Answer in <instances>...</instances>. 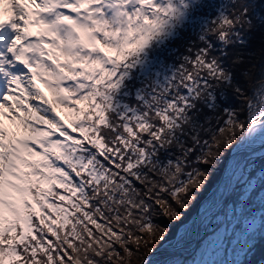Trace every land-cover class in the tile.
<instances>
[{"label": "snow or ice", "instance_id": "obj_1", "mask_svg": "<svg viewBox=\"0 0 264 264\" xmlns=\"http://www.w3.org/2000/svg\"><path fill=\"white\" fill-rule=\"evenodd\" d=\"M264 0H0V264H153L210 182L264 239ZM250 93V94H249ZM246 154V155H245ZM233 161L231 168L225 167ZM183 210V211H181ZM193 264L233 243L219 215ZM231 223V220L229 221Z\"/></svg>", "mask_w": 264, "mask_h": 264}, {"label": "water", "instance_id": "obj_2", "mask_svg": "<svg viewBox=\"0 0 264 264\" xmlns=\"http://www.w3.org/2000/svg\"><path fill=\"white\" fill-rule=\"evenodd\" d=\"M256 157H259V151L251 159ZM232 163L234 162L229 161L225 167L230 165L229 168H231ZM227 194L219 179L200 201L191 218L179 227L177 235L163 246L157 247L155 253L148 254L153 264H173L179 258L185 260L193 256L199 247L202 223L224 201Z\"/></svg>", "mask_w": 264, "mask_h": 264}, {"label": "trees", "instance_id": "obj_3", "mask_svg": "<svg viewBox=\"0 0 264 264\" xmlns=\"http://www.w3.org/2000/svg\"><path fill=\"white\" fill-rule=\"evenodd\" d=\"M257 9L260 11H264V5L258 4ZM244 51L248 54V59L251 64L256 65L257 72L255 75H259V68L262 62H264V35H262L260 32H257L249 47L244 49ZM250 94V93H249ZM249 164H253L252 168L250 170L254 169L256 171V174L259 170H264V160H261L259 157L254 158L252 160L248 161ZM219 181V173L217 174V179L210 182V186L207 188V191L202 194L201 196H198V203H194L191 207V210L187 213H184V220L182 222H176L167 218H159L158 223L161 225V227H170L171 228V234L168 240L174 238L177 235L179 227L186 223L191 216L195 213L198 204L200 201L205 197V195L208 193V191ZM230 194V193H228ZM227 194V195H228ZM183 211V210H181ZM160 244L157 243L154 245L155 248L159 247ZM150 254V253H149ZM248 260L250 261V264H264V239L258 237V239L255 241V247L253 248V252L248 256Z\"/></svg>", "mask_w": 264, "mask_h": 264}, {"label": "rangeland", "instance_id": "obj_4", "mask_svg": "<svg viewBox=\"0 0 264 264\" xmlns=\"http://www.w3.org/2000/svg\"><path fill=\"white\" fill-rule=\"evenodd\" d=\"M250 160H252V159H250ZM250 166L252 168L253 164L251 163ZM261 170H263V169H261ZM261 170H259L257 172V175L260 174ZM223 205H224V201L222 203H220L219 206L213 211V213L211 215H209L205 219V221L202 223L201 232H200L199 247H198L197 251L195 252V254L193 256L185 259V260L180 259L179 261H176L173 264H193L194 259H199L200 258L199 248H200V245H201V241H202V239L205 236L206 230L207 231H211V229L213 227H215V225L217 223H219V221H216V220H214L212 223H210V218L212 217L213 214L219 215L220 220H223L224 221V225H226L228 227L230 234H231V229L233 227L236 228V233L235 234H231L232 235V241H233V243L229 246V254H228V257L227 258H224L223 256H217V257H215V259L219 260L221 262V264H230V262L233 259L232 255H231V249H232V247H235L236 246L235 241H236L237 237L240 236L243 225L237 223L238 217L237 218H233V216H232V207L233 206H232L231 203H229L228 206H227V208H225V212L227 213V218H225L224 212H221L220 211L221 208L223 207ZM230 220H231V223H229ZM257 239H258V237H257Z\"/></svg>", "mask_w": 264, "mask_h": 264}, {"label": "bare ground", "instance_id": "obj_5", "mask_svg": "<svg viewBox=\"0 0 264 264\" xmlns=\"http://www.w3.org/2000/svg\"><path fill=\"white\" fill-rule=\"evenodd\" d=\"M219 206V205H218ZM180 260V258L179 259H177L176 261H179Z\"/></svg>", "mask_w": 264, "mask_h": 264}]
</instances>
